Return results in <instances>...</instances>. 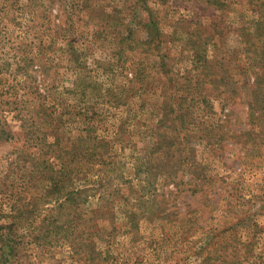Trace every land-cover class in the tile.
I'll return each instance as SVG.
<instances>
[{
  "label": "rangeland",
  "instance_id": "374dc122",
  "mask_svg": "<svg viewBox=\"0 0 264 264\" xmlns=\"http://www.w3.org/2000/svg\"><path fill=\"white\" fill-rule=\"evenodd\" d=\"M0 264H264V0H0Z\"/></svg>",
  "mask_w": 264,
  "mask_h": 264
}]
</instances>
